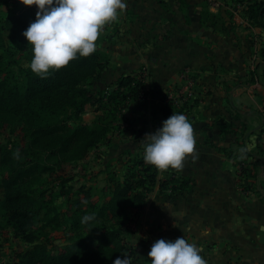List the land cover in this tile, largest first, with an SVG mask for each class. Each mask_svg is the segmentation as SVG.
Here are the masks:
<instances>
[{"label": "crops", "instance_id": "0c3cea01", "mask_svg": "<svg viewBox=\"0 0 264 264\" xmlns=\"http://www.w3.org/2000/svg\"><path fill=\"white\" fill-rule=\"evenodd\" d=\"M124 2L118 20L101 29V49L109 60L92 87L104 89L143 68L146 95L122 110L121 126L105 153L123 162L125 150L139 147L145 133L162 126L168 95H175L183 69L195 75L199 99L189 116L196 152L186 157L182 170H157L158 180L175 175L192 179L194 186L173 194L156 185L148 192L136 228L127 235L134 249L128 260L150 264L147 253L157 239L185 237L206 264H264V28L243 20L235 0ZM211 13L223 17L224 31L207 26ZM221 116L235 130L221 132L210 123ZM242 147L248 148L243 159ZM98 164L104 177L107 167L123 169L104 159ZM242 167L254 175L244 176Z\"/></svg>", "mask_w": 264, "mask_h": 264}, {"label": "trees", "instance_id": "16d2710c", "mask_svg": "<svg viewBox=\"0 0 264 264\" xmlns=\"http://www.w3.org/2000/svg\"><path fill=\"white\" fill-rule=\"evenodd\" d=\"M235 1L241 6L244 20L264 28V0ZM37 10L36 5H25L0 14V130L16 124L26 141L19 146L0 144V169L4 172L0 177V231L8 228L26 244L8 264H114L117 257L128 259L134 255L127 233L148 192L156 185L160 192H187L194 181L175 175L158 180L157 169L143 160L141 144L123 152L122 170L107 167L99 196L91 186L83 184L65 207L57 202L60 192L55 187H63L73 178L57 171L68 164L78 166L99 146L111 142L113 132L121 126V112L127 103L145 97L147 74L141 68L121 75L104 89H93V80L109 60L98 38L91 55L78 56L41 78L29 67L31 46L22 34L36 19ZM228 15L233 17L232 12ZM207 26L225 30L220 14H209ZM260 53L264 60V48ZM253 81L254 76L247 79ZM179 88L178 82L174 91ZM167 101L164 120L173 112L189 119L199 99L193 95L180 106ZM88 105L100 111L90 124L82 118ZM210 123H216L221 132L235 130L229 128L223 116ZM247 167H242L241 172L253 176ZM92 214L93 221L82 222L84 216ZM96 223H102L103 229L92 231ZM59 231L66 233V243L52 250L48 247L50 234Z\"/></svg>", "mask_w": 264, "mask_h": 264}, {"label": "clouds", "instance_id": "9594fccd", "mask_svg": "<svg viewBox=\"0 0 264 264\" xmlns=\"http://www.w3.org/2000/svg\"><path fill=\"white\" fill-rule=\"evenodd\" d=\"M20 3L36 5L38 9L36 19L22 34L31 46L29 67L41 78L50 69L59 70L78 56L87 57L95 52L101 29L117 21L126 7L124 0H20ZM141 144L144 162L159 171L182 170L186 157L196 152L194 128L182 113L173 112L161 127L145 133ZM247 152V147L240 148V158ZM94 219V214L86 215L82 222ZM147 257L150 264H206L200 249L185 237L174 241L157 239ZM114 264H129V260L117 257Z\"/></svg>", "mask_w": 264, "mask_h": 264}, {"label": "rangeland", "instance_id": "374dc122", "mask_svg": "<svg viewBox=\"0 0 264 264\" xmlns=\"http://www.w3.org/2000/svg\"><path fill=\"white\" fill-rule=\"evenodd\" d=\"M25 5L20 3V0H0V14L5 15L9 11L18 10ZM98 45L102 46V37L99 36ZM107 52V51H106ZM108 54V53H107ZM109 56V54H108ZM16 71H18L15 68ZM94 108L91 110H87L82 118L85 123L88 122L92 123V121L96 118V116L100 113L94 114ZM20 131L16 124L6 127L3 130H0V144H9V145H24L25 140L20 137ZM109 145H103L101 151H94L90 155V158L87 159L85 162L79 164L78 166H72L70 164L64 165L61 170L57 171V174H62L64 177H73L68 183L63 187H55V190L60 192V196L57 199V202L62 203L63 206L67 205L70 200H73L76 196L74 193L81 185H89L91 186L96 196L101 194L100 188L104 185V175L99 171L100 167L98 164V160L103 162L107 160V162H113L114 165H110L111 167L115 168L117 165H123V162H118L117 155L113 157H109L107 153H105ZM99 158V159H98ZM98 159V160H96ZM102 164V163H101ZM109 166V167H110ZM124 167V165H123ZM122 167V168H123ZM104 168V167H103ZM4 174V172L0 169V177ZM71 176V177H70ZM54 177V175L52 176ZM51 177V178H52ZM64 206V207H65ZM130 230H134L136 228V216H133L130 221ZM103 229L102 223H96L93 226L92 231H100ZM128 235V233H127ZM126 237V234H125ZM130 237V235H129ZM129 237L128 240L129 241ZM67 235L64 232H52L50 234V241L49 248L52 250H56L60 246H63L66 243ZM26 247V244L16 238L8 228H3L0 231V264H8L13 258L14 253Z\"/></svg>", "mask_w": 264, "mask_h": 264}, {"label": "built area", "instance_id": "2783aa9c", "mask_svg": "<svg viewBox=\"0 0 264 264\" xmlns=\"http://www.w3.org/2000/svg\"><path fill=\"white\" fill-rule=\"evenodd\" d=\"M209 1L213 2V0ZM237 6L241 8L239 4ZM178 79L180 88L175 92V95L179 97L177 98L173 93L168 95V100H171L174 105L182 104L184 101L193 97L195 89V80L188 69H183L180 72Z\"/></svg>", "mask_w": 264, "mask_h": 264}]
</instances>
